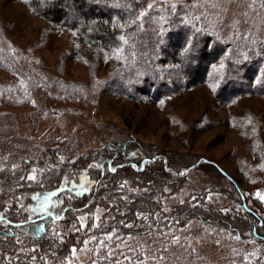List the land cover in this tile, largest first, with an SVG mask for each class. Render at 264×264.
Here are the masks:
<instances>
[{"label":"rangeland","instance_id":"rangeland-1","mask_svg":"<svg viewBox=\"0 0 264 264\" xmlns=\"http://www.w3.org/2000/svg\"><path fill=\"white\" fill-rule=\"evenodd\" d=\"M109 1L112 6L128 2ZM139 1L146 16L151 15L135 33L148 36L140 33L146 28L152 35L165 33L155 52L127 45L124 35L120 44L99 45L40 16L29 0H0V42L7 54H0V224L6 225L0 226V236L9 230L7 215L16 210L28 220L52 217L50 236L61 244L75 242V252L62 262L45 257L48 264H247L256 258L264 264V244L250 238L253 220L242 209L246 194L264 219V94L254 90L258 80L264 81V52L259 51L264 46V6L261 0L253 4L254 11L248 8L249 0L226 4L221 18L195 22L202 31L188 24V31L179 34L180 43L199 34V46L206 42L212 52L204 62L205 80L186 86L176 59L178 39L166 32L174 14L168 6L177 5L176 11L182 6L191 15L198 10L189 7L190 0ZM245 11L250 12L247 18L240 15ZM237 19H247L237 26L244 39L228 27ZM252 52L263 58L255 72L243 70V78L223 73L228 64L250 59ZM157 74L168 85L152 95L141 87L150 81L137 80ZM222 82L235 89L241 85V93L222 99L217 94ZM127 139L133 148L132 166L138 167L139 157L142 167L154 159H169L179 170L172 171L170 182L187 175L178 188L165 185L159 201L162 212L154 213L158 228L176 223L175 216L188 205L206 208L213 222L189 218L180 228L127 234L136 222L117 220L107 201L115 194L129 199L131 192L146 189L133 174L124 176L117 189L109 187L106 194L99 190L91 210L62 220L65 196L94 190L95 170L106 163L111 167L104 159L110 143ZM140 146L163 154L146 158ZM50 151L59 155L51 164L43 160ZM84 157H90L87 165L79 166ZM206 162L218 166L223 176ZM32 175L35 180L27 179ZM59 182L61 186L50 189ZM21 239L22 252L36 247L30 249L28 238ZM14 262L10 264H33L27 259Z\"/></svg>","mask_w":264,"mask_h":264},{"label":"trees","instance_id":"trees-1","mask_svg":"<svg viewBox=\"0 0 264 264\" xmlns=\"http://www.w3.org/2000/svg\"><path fill=\"white\" fill-rule=\"evenodd\" d=\"M126 3H116L114 6L111 5L109 0H29V6L37 12L40 16L48 19L49 21L55 23L60 22L67 26L69 29H74L78 31L83 39H89L90 41H94L101 44L107 45H117L121 42V36L128 38V44L134 43L136 46H144L145 49H150L152 52H155L158 47V42L161 40L160 37L165 33L158 34L159 28L154 25V28L158 35H152L151 31H147L146 29L143 32L140 31L141 35L145 33H150L144 36L139 35L138 28H142V22L150 17L146 16L145 6L140 3L139 0H127ZM128 3V4H127ZM128 5H130L128 7ZM128 7V8H126ZM185 8L179 6V10L174 12L171 20L166 24L168 31L167 34H174L175 38L178 39V42L175 43L177 53L176 59L179 63V69L183 74V84L186 86H194L199 84L205 80L203 76L205 75V60L211 55L212 47L210 45H206V42L203 46H199L203 42L202 37L199 34L194 35V37L190 40L192 47L191 52L182 51L185 40L181 44L179 39V34L188 31L189 26L184 24L181 20V17H185ZM143 14V15H141ZM144 16H146L144 18ZM186 18V17H185ZM158 24V23H157ZM173 28V29H172ZM172 31V32H171ZM145 37V38H143ZM148 39L147 42L145 39ZM175 39V41H176ZM157 40V41H156ZM152 41V42H149ZM150 46V47H149ZM6 45L3 42H0V54H5ZM217 49H214L216 52ZM260 52H264V46L259 47ZM219 52V50H218ZM173 53V52H172ZM144 58V56L142 57ZM261 55L257 52H252L251 58L246 60L245 62H241L240 64H228V67H225L223 73L231 75L234 77H242L243 70L244 72L252 73L255 72V69L258 68V63L261 61ZM232 62L231 60L229 61ZM237 69V70H236ZM262 69L264 72V59ZM154 75V74H153ZM200 75V76H199ZM241 75V76H240ZM243 78V77H242ZM149 80L150 83L145 87V83L142 81ZM261 79H264V76ZM231 80H234L232 77ZM230 80V81H231ZM138 84H143L141 87H144L147 92H150L152 95L157 94L156 92L159 89L167 86L166 81L160 78L159 74L156 76L145 75L144 79H138ZM136 82H134L135 84ZM233 84V82H230ZM127 84H125L126 86ZM131 85L129 82L128 87ZM223 82L220 84V88H218L217 94L222 99H230L232 96L241 93V88L238 86L237 89L230 86L227 87L225 84L224 88ZM122 88H125L121 86ZM254 90L264 94V81H259L254 85ZM229 88V89H228ZM228 90V91H227ZM227 92V93H226ZM130 142L125 141H113L110 143V149L105 153L104 159H108L111 167H108V163L104 164L102 167H98L93 175L95 179L98 181L95 189L89 193H84L82 195L70 194L65 196V201H63L61 205V209H65L63 219L65 220L67 216L74 212H83L91 210L93 204L96 202L99 197V190L107 193L109 187L110 189H117L119 187V182L129 174H133L134 177H138L140 179V184L135 179L134 184H138L142 188H146L144 191L131 192L129 195V199H124L120 195L115 194L110 198V201H107L108 205L111 209L115 211L116 219L121 220H132L134 226L127 230V234H143V233H157L162 231H167L170 228H180L183 226L187 219H198L202 223L213 222L210 217H208L207 209L200 206H186L184 211L177 214L175 217H178V221L176 223L169 224L168 227L158 228L157 216L154 215L155 211L159 210L162 212V207L159 205V201L161 197L165 195V185H170L178 188L180 184H183L186 180V174L177 176L176 179L173 178V181L170 182V178L172 179V171H179L175 168L173 164H170L168 159L167 163H164L162 159H154L158 154H163L161 152L155 151V149H145L143 146L141 147L142 154L149 159H154L151 162L145 164L143 167L140 164L141 157L135 159V163L137 164V168L132 166L133 161L130 160L129 154L132 152V147H130ZM56 152V151H55ZM55 152L50 151L48 157L43 156L44 162L49 163L50 160L56 159ZM58 154V153H57ZM98 156H102L97 154ZM90 157L82 158L81 162L78 163L79 166L87 165V162ZM31 162V160H29ZM29 162V163H30ZM25 165H28L25 160ZM212 165L216 171H218L223 176V171L211 162H206ZM51 164V163H49ZM166 167H170L169 171L166 170ZM123 174V175H121ZM123 176V177H122ZM167 176L168 179H167ZM62 185V182L57 183L52 186L50 189L58 188ZM123 188V187H121ZM44 191V190H43ZM43 194V193H42ZM246 198V204L242 205V209L251 217L253 220L252 230H254L252 234V239H255L264 244V219L260 215L254 206L248 203V198L246 194H244ZM105 202V201H104ZM112 202V203H111ZM105 202V204H107ZM207 207V206H205ZM18 207H15L16 209ZM260 209V208H259ZM15 211V212H14ZM12 211V213L7 215L8 222L7 227H9L7 231L3 232L0 236V263L1 264H10L16 260H25L27 259L33 264H37L36 262H40V264H48L44 261V258H52L56 257L61 262L67 257V253L72 251V246L75 245V242L69 241L66 243H59L57 241V237L50 236V225L54 221V219L49 217L45 220H28L26 215H19L16 210ZM33 221L35 223H33ZM117 221L119 224V228H122V222ZM21 222L20 228H23V232L21 233L18 229L19 226L17 223ZM124 222V221H123ZM2 227H6V225H1ZM38 227H42V231L39 233L36 231ZM1 228V227H0ZM17 229V230H16ZM18 235H17V232ZM23 234V237L28 238V246L31 249L32 246H36L35 248L29 250V252H22L20 250V242L22 241L20 237ZM74 238V237H71ZM73 240V239H70ZM67 254V255H66ZM71 254V253H70ZM69 254V255H70ZM68 255V256H69ZM259 258V257H258ZM256 261L257 258H256ZM254 262H248L247 264H258ZM260 264H263L262 260L259 258ZM15 263V262H14Z\"/></svg>","mask_w":264,"mask_h":264},{"label":"snow or ice","instance_id":"snow-or-ice-1","mask_svg":"<svg viewBox=\"0 0 264 264\" xmlns=\"http://www.w3.org/2000/svg\"><path fill=\"white\" fill-rule=\"evenodd\" d=\"M244 2V0H190L189 2V7L191 8H195L198 10V13L195 15H191L188 13H185V17H181V20L184 24L188 25L189 23H191V26L195 29L196 32H200L202 31V29L196 28V23L197 21H208L210 16H214L217 17L218 19L222 17V15L227 11V8L225 7L226 4H232V3H241ZM256 2V0H249L248 2V8L252 11H254L255 9H253V4ZM205 5H207L208 7H204ZM261 6H264V0H261ZM147 7L149 9H153L154 5L153 4H148ZM177 5L173 4V5H169L168 6V10L170 13H173L176 11ZM202 9V10H201ZM210 9H214L215 11H210ZM143 15V14H141ZM240 15L244 16V17H249L250 16V12L249 11H245L242 12ZM257 15H259V13H257ZM247 23V19L245 20H234L231 24L228 25L229 28H233L236 29V33L242 38H246L245 34L243 32H240L239 28L237 27L238 25H242V24H246ZM209 43H211L209 41ZM261 44L264 45V41H261ZM192 45L190 41H186L182 51L184 52H191L192 50ZM113 171H115V169H112ZM23 179V178H22ZM27 179L29 180H35L36 177L35 175L29 176L27 177ZM52 195H56V193H52ZM45 201H47V197L44 198ZM59 218V217H56ZM33 223H35L33 221ZM36 231L39 233L40 231H42V227H38L36 229ZM73 252H75V249L72 250Z\"/></svg>","mask_w":264,"mask_h":264},{"label":"water","instance_id":"water-1","mask_svg":"<svg viewBox=\"0 0 264 264\" xmlns=\"http://www.w3.org/2000/svg\"><path fill=\"white\" fill-rule=\"evenodd\" d=\"M192 167L189 168V170L191 169Z\"/></svg>","mask_w":264,"mask_h":264}]
</instances>
